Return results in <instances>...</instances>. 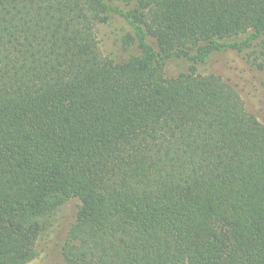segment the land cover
I'll use <instances>...</instances> for the list:
<instances>
[{"label": "trees", "instance_id": "trees-1", "mask_svg": "<svg viewBox=\"0 0 264 264\" xmlns=\"http://www.w3.org/2000/svg\"><path fill=\"white\" fill-rule=\"evenodd\" d=\"M123 1L113 57L104 0H0V264L70 198L65 264H264V124L197 72L227 50L264 70V0Z\"/></svg>", "mask_w": 264, "mask_h": 264}, {"label": "rangeland", "instance_id": "rangeland-1", "mask_svg": "<svg viewBox=\"0 0 264 264\" xmlns=\"http://www.w3.org/2000/svg\"><path fill=\"white\" fill-rule=\"evenodd\" d=\"M110 7L109 23L101 25L99 30L100 47L104 55H120V35L130 33L131 27L117 14L124 9L123 0H104ZM188 63L183 59H169L165 63L167 76L186 72ZM202 75L215 73L230 83L240 94L249 112L264 124V70L251 66L244 57L232 50L213 53L204 64L197 66ZM79 207L75 198L66 199L60 206L46 214L40 222L41 235L34 250V258L27 264H65L61 247Z\"/></svg>", "mask_w": 264, "mask_h": 264}]
</instances>
